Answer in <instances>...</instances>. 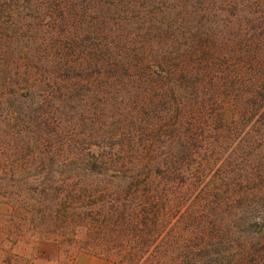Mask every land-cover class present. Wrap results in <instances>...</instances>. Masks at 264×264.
Wrapping results in <instances>:
<instances>
[{
  "label": "rangeland",
  "instance_id": "374dc122",
  "mask_svg": "<svg viewBox=\"0 0 264 264\" xmlns=\"http://www.w3.org/2000/svg\"><path fill=\"white\" fill-rule=\"evenodd\" d=\"M258 86L264 87V0L0 6V264H115L92 237L97 223L68 213L95 202L101 187L110 186L111 197L119 180L91 175L85 182L94 191L84 193L88 187L70 177L64 187V170L77 158L103 161L96 170L111 171L146 156L162 162L190 142L188 161L201 164L206 180L215 171L249 173L263 162L261 149L234 153L239 137L225 131L235 125L212 130L206 122L217 110L224 121L237 119ZM27 170L58 171L55 195L76 191L57 218L50 189L44 206L33 197L51 179L39 182Z\"/></svg>",
  "mask_w": 264,
  "mask_h": 264
},
{
  "label": "trees",
  "instance_id": "16d2710c",
  "mask_svg": "<svg viewBox=\"0 0 264 264\" xmlns=\"http://www.w3.org/2000/svg\"><path fill=\"white\" fill-rule=\"evenodd\" d=\"M24 1L29 3V0H20ZM0 2V6H7L17 0ZM230 83L233 85L232 80ZM227 87L223 86L224 92ZM257 88L250 95L251 107L243 109L237 119L224 121L217 110L214 119L206 122L212 130L220 128V124L224 128L232 123L237 126L225 131L228 137H239L234 153L255 146L261 149L263 162L250 167L247 174L238 172L231 176L226 171L220 174L215 171L216 177L211 175L206 180L201 164L197 160L188 161L194 156L189 149L190 142L180 143L178 153L165 155L162 162L146 156L140 165L120 166L110 171L108 168L96 170V164L106 165L103 161L77 158L78 162L64 170L68 175L64 187L71 182L70 177L73 183L87 187L86 178L95 174L119 180L111 197V187H101L103 191L97 190L95 200L91 199L95 202H88L82 211L68 213L80 214L79 218L97 223L92 237L99 240L103 255L106 251L110 253L115 264H264V102L261 104L264 87ZM253 120L249 126L247 122ZM240 126L243 128L238 133ZM244 127L248 128L244 130ZM245 139L253 141L245 144ZM241 140L244 142L240 143ZM256 154L259 155L257 151ZM52 171L46 174V170L41 174L34 171L37 181L51 180L48 188L38 190L39 197H33L37 204L44 206V196L50 189L51 217L57 218L54 214H62L63 199L73 201L76 191L68 194L61 189L55 195L60 184L52 183L60 173ZM34 172L24 171L28 176ZM89 187L82 188L84 193L92 191ZM126 206H132L133 212L126 214Z\"/></svg>",
  "mask_w": 264,
  "mask_h": 264
}]
</instances>
